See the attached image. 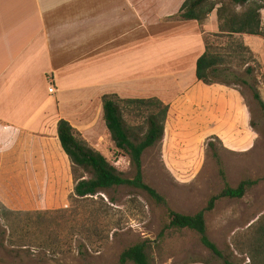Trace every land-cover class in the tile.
Instances as JSON below:
<instances>
[{
	"label": "rangeland",
	"instance_id": "1",
	"mask_svg": "<svg viewBox=\"0 0 264 264\" xmlns=\"http://www.w3.org/2000/svg\"><path fill=\"white\" fill-rule=\"evenodd\" d=\"M212 14L218 25L217 12ZM211 20L203 24L212 26ZM216 34L207 33L224 54L232 52L231 44H242L247 63L239 65L240 58L222 68L218 78L223 85L207 89L196 82L179 104H169L173 110L164 138L142 158L145 182L165 202L131 187L77 198L73 179L59 207L13 209L21 213L1 222L0 264H119L126 249L145 240L151 264H254L239 248L249 252L248 228L264 214V112L256 98L264 102V35ZM123 113L128 125L145 127V111L123 106ZM99 132L88 146L132 179L136 171L129 156L116 148L106 129ZM222 170L233 188L245 180L258 182L243 199H221L205 215L208 237L224 259L208 250L196 232L167 227L169 211L195 215L222 192ZM79 174L93 176L81 169Z\"/></svg>",
	"mask_w": 264,
	"mask_h": 264
},
{
	"label": "crops",
	"instance_id": "2",
	"mask_svg": "<svg viewBox=\"0 0 264 264\" xmlns=\"http://www.w3.org/2000/svg\"><path fill=\"white\" fill-rule=\"evenodd\" d=\"M185 1L0 0L1 203L65 201L73 176L60 120L93 145L100 127L107 130L106 95L179 104L198 83L204 35L219 33L214 14L212 26L179 20Z\"/></svg>",
	"mask_w": 264,
	"mask_h": 264
},
{
	"label": "trees",
	"instance_id": "3",
	"mask_svg": "<svg viewBox=\"0 0 264 264\" xmlns=\"http://www.w3.org/2000/svg\"><path fill=\"white\" fill-rule=\"evenodd\" d=\"M241 8L240 11L238 9ZM262 10L264 0H186L182 5L178 18L181 21H198L203 24L207 18L217 11L219 33L216 36L233 38L234 36L264 35L262 26ZM205 52L197 61L196 77L198 84L212 88L223 85L218 74L225 66L239 61V65L246 64L242 58L245 50L242 44H231V53L224 54L216 48L207 34L203 37ZM249 71L250 68H249ZM264 112V102L260 96H256ZM104 107V119L107 134L120 152L126 153L133 166L135 176L132 179L121 176L117 169L99 152L94 151L88 143L78 138V133L66 120L58 123V137L65 154L72 163V176L75 181L74 197H94L100 193H107L118 187H131L143 190L158 203H164L165 198L144 180L143 156L151 148H154L163 140L169 114L173 105H167L157 98L152 99H121L117 95H106L102 98ZM123 106L131 107L136 113H146V125L132 127L128 125L123 113ZM142 111V112H141ZM79 169L92 171V178L86 179L79 174ZM225 181V187L218 195L213 196L206 208L195 215H184L169 211V229L190 230L196 232L201 243L218 258L224 259V254L213 243L207 234L206 213L212 212L216 203L221 199H243L257 181L245 180L238 187L233 188L226 182L224 171H221ZM21 212L6 207L0 202V224L11 220ZM249 255L254 264H264V214L248 228ZM148 241L145 240L128 249L120 256L119 264H151L147 255ZM225 264H231L225 260Z\"/></svg>",
	"mask_w": 264,
	"mask_h": 264
},
{
	"label": "built area",
	"instance_id": "4",
	"mask_svg": "<svg viewBox=\"0 0 264 264\" xmlns=\"http://www.w3.org/2000/svg\"><path fill=\"white\" fill-rule=\"evenodd\" d=\"M55 90H56V88H55L54 79L53 78H50L49 79V92L50 93H54Z\"/></svg>",
	"mask_w": 264,
	"mask_h": 264
}]
</instances>
